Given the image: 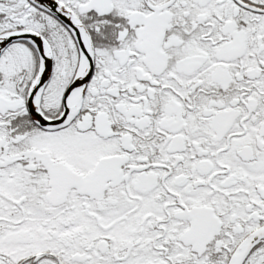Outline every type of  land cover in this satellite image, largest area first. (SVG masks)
Returning <instances> with one entry per match:
<instances>
[{
    "label": "snow or ice",
    "instance_id": "snow-or-ice-1",
    "mask_svg": "<svg viewBox=\"0 0 264 264\" xmlns=\"http://www.w3.org/2000/svg\"><path fill=\"white\" fill-rule=\"evenodd\" d=\"M0 264H264V0H0Z\"/></svg>",
    "mask_w": 264,
    "mask_h": 264
},
{
    "label": "flooded vegetation",
    "instance_id": "flooded-vegetation-1",
    "mask_svg": "<svg viewBox=\"0 0 264 264\" xmlns=\"http://www.w3.org/2000/svg\"><path fill=\"white\" fill-rule=\"evenodd\" d=\"M92 15V14H90ZM108 19H112L111 17H108ZM90 21H86V23H89ZM113 23H118V21H113ZM106 35L108 37L107 40H100L99 37L96 36L95 33H93V38L97 40L98 43L101 44H108V45H116L118 43L117 37L115 34H113V31L111 28H109L106 32Z\"/></svg>",
    "mask_w": 264,
    "mask_h": 264
}]
</instances>
